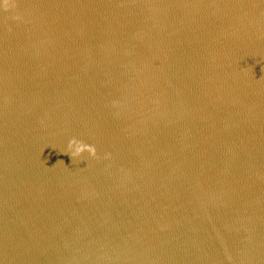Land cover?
I'll return each instance as SVG.
<instances>
[{"label": "water", "instance_id": "water-1", "mask_svg": "<svg viewBox=\"0 0 264 264\" xmlns=\"http://www.w3.org/2000/svg\"><path fill=\"white\" fill-rule=\"evenodd\" d=\"M2 3L0 264H264V0Z\"/></svg>", "mask_w": 264, "mask_h": 264}, {"label": "clouds", "instance_id": "clouds-1", "mask_svg": "<svg viewBox=\"0 0 264 264\" xmlns=\"http://www.w3.org/2000/svg\"><path fill=\"white\" fill-rule=\"evenodd\" d=\"M16 6V0H3L2 8L5 11H9L12 8ZM21 17L16 16L15 19L19 20ZM68 152L65 154H68L71 156L72 160L78 157L83 156L84 153H89L92 157L97 156V149L93 145H88L84 143L83 141L77 140L76 138H72L69 141L68 146Z\"/></svg>", "mask_w": 264, "mask_h": 264}]
</instances>
